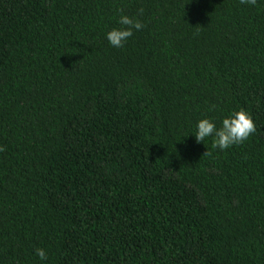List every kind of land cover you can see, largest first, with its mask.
Segmentation results:
<instances>
[{"label":"trees","instance_id":"obj_1","mask_svg":"<svg viewBox=\"0 0 264 264\" xmlns=\"http://www.w3.org/2000/svg\"><path fill=\"white\" fill-rule=\"evenodd\" d=\"M121 14L144 27L114 48ZM240 109L244 143L196 142ZM41 247L264 264V0H0V264Z\"/></svg>","mask_w":264,"mask_h":264},{"label":"clouds","instance_id":"obj_2","mask_svg":"<svg viewBox=\"0 0 264 264\" xmlns=\"http://www.w3.org/2000/svg\"><path fill=\"white\" fill-rule=\"evenodd\" d=\"M241 3L251 6L255 5L257 0H241ZM118 24L121 27L113 28L106 34L109 44L114 48L124 47L128 39L133 36L134 31H140L144 27L139 19L126 14L120 15ZM255 131L256 125L251 114L244 109H240L224 117L219 127L212 118L200 119L193 134L198 144H205L206 140L211 138L213 147L223 151L244 143ZM36 255L39 257L41 264H46L48 253L45 248H37Z\"/></svg>","mask_w":264,"mask_h":264}]
</instances>
